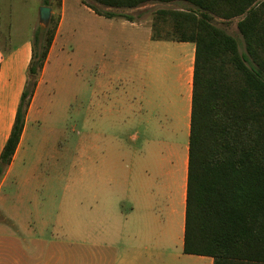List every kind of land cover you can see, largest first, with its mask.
I'll list each match as a JSON object with an SVG mask.
<instances>
[{"label": "crops", "instance_id": "crops-1", "mask_svg": "<svg viewBox=\"0 0 264 264\" xmlns=\"http://www.w3.org/2000/svg\"><path fill=\"white\" fill-rule=\"evenodd\" d=\"M44 1L0 0V157L26 89L36 32L42 25L40 8L45 6ZM67 3L68 0H62L56 37L38 78L19 148L0 182V193L22 153L28 122L52 75L50 64L64 51L61 33ZM74 3L82 5L83 0ZM174 5L180 7L176 10L191 8L185 2H149L136 9H126L129 11L126 14L135 19L129 21L105 18L83 6L94 15L90 21L92 32L84 35L83 41L89 43L95 57L99 50L110 49L112 41L133 44L137 56L136 88L120 91L116 100L108 94V90H113L109 80L96 78L94 95L104 89L109 98L104 103L94 100L95 107H106L100 112L96 110L95 120L104 115L105 118L112 116L121 125L131 120L136 128L131 134L133 140L139 142L144 137V141L154 142L142 145L139 152L126 153L119 149L111 178L116 186L114 208L108 214L103 240L95 242L104 252L91 256L90 264H214L211 257L184 253L196 46L191 42L154 41L153 17L150 19L156 10H169ZM151 9L155 10L151 13ZM55 12L52 8V15ZM98 25L108 27L109 32L103 29L98 32ZM106 72L111 70L104 68L100 74ZM125 153L130 156L129 165ZM23 243L24 239H16L6 253L0 241V264H33L32 246H22Z\"/></svg>", "mask_w": 264, "mask_h": 264}, {"label": "trees", "instance_id": "trees-1", "mask_svg": "<svg viewBox=\"0 0 264 264\" xmlns=\"http://www.w3.org/2000/svg\"><path fill=\"white\" fill-rule=\"evenodd\" d=\"M94 1L112 10L149 2L190 5L158 9L152 21L154 41L196 46L184 253L211 257L214 264H264V0ZM44 5L59 11L62 0ZM91 9L105 18L135 20ZM214 18H241L246 54L236 38L213 24ZM60 20L55 13L49 26L36 32L26 89L0 157V182L19 148Z\"/></svg>", "mask_w": 264, "mask_h": 264}, {"label": "rangeland", "instance_id": "rangeland-1", "mask_svg": "<svg viewBox=\"0 0 264 264\" xmlns=\"http://www.w3.org/2000/svg\"><path fill=\"white\" fill-rule=\"evenodd\" d=\"M74 2L68 0L63 10L64 51L50 64L52 75L28 122L22 153L0 193V241L7 253L16 239H24L22 246H32L33 264H90L91 256L103 253L95 242L103 240L114 208L116 186L111 178L118 151L139 152L142 145L154 143L144 137L133 140L136 128L131 120L121 125L112 116L94 117L106 108L95 107L94 100L104 103L108 94L116 100L120 91L136 88L137 56L133 44L112 41L110 49L99 50L95 57L83 41L92 32L94 15L83 6L120 14L129 11L108 9L91 0H83L82 5ZM240 20L214 18L213 24L236 38L246 54ZM100 29L109 32L98 25ZM104 68L111 72L101 75ZM120 71L124 74L117 75ZM99 77L107 78L113 87L107 96L104 89L94 95Z\"/></svg>", "mask_w": 264, "mask_h": 264}, {"label": "water", "instance_id": "water-1", "mask_svg": "<svg viewBox=\"0 0 264 264\" xmlns=\"http://www.w3.org/2000/svg\"><path fill=\"white\" fill-rule=\"evenodd\" d=\"M52 17V8L48 6H43L40 8V23L47 28L50 24Z\"/></svg>", "mask_w": 264, "mask_h": 264}]
</instances>
